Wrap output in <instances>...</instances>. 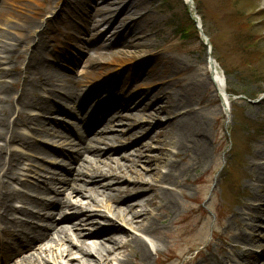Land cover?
<instances>
[{"label": "rangeland", "instance_id": "1", "mask_svg": "<svg viewBox=\"0 0 264 264\" xmlns=\"http://www.w3.org/2000/svg\"><path fill=\"white\" fill-rule=\"evenodd\" d=\"M0 1L3 3L1 10L4 15L3 22L0 24V38L8 36L9 42L14 44L15 40L19 39L17 27H21L28 19H40L41 22L33 30L37 33L46 30L40 36L42 47L51 48L52 46L51 49L55 53L54 59L51 58L47 66L65 77L79 78L87 82L91 72L97 68L91 62L107 63L114 57H121L122 53H126L131 61L121 68L125 72L142 67L145 76L149 74L148 77H150L152 66L159 67L161 61L172 60L181 62L189 71L190 80L195 81V84L190 87L192 89L190 102L197 109H201L208 120L210 160L195 167H192V161L182 163L184 168L189 170L186 176L188 183L181 187L186 196L179 197L181 204L179 213L168 227L166 237L159 242V254L157 253L158 242L153 240L150 243L155 264H194L195 262L205 264L204 260L208 261L207 264H215V256H221L220 249L225 244L224 240L232 241L234 235L243 231L242 219H236L234 214L244 212L243 220L246 222L248 220V223H253L254 217L264 222V214L257 210L247 212L243 208V203L250 202L251 198L260 196L263 192V184L255 181V172L251 170L250 165L256 151L264 155V0H194L197 13H201L203 17L200 16L204 33L210 42V49L203 41L193 36L191 39H183L176 33V29L171 24L173 15L178 19H183L185 16L179 0H98L97 3H93L92 0ZM104 1L107 3H103ZM128 6L130 8L124 10ZM104 27L110 29L104 31ZM95 28H100V32L91 33ZM101 32L108 33L104 39L101 38ZM35 39L38 41V37ZM34 44H27L26 40L20 42L23 57L16 64L7 65L6 61L0 58L2 69L19 65L12 77L0 75V81H6L13 86L16 79L20 85L22 84L27 76L26 65L30 61ZM58 52L62 53L61 60L57 57ZM211 57L218 61V70L224 80L227 94H239L235 97L229 95L231 100L227 110L213 82ZM86 72L90 74L84 77L83 73ZM199 81L204 82L206 87L200 88ZM20 90L21 87L18 92ZM16 91L15 88L12 89L14 94ZM45 95L49 97L48 94ZM50 98L51 111L44 114V122L46 124L56 122L59 125L57 128L49 125L45 127L44 124L33 125L32 128L40 130L55 128L60 135L64 136V140L49 147V144L43 143L46 139L33 135L31 129L23 128L19 129V132L22 135L30 134L34 137L31 141H39L46 145L41 148L50 153L56 152L55 148L58 145L66 147L64 151L66 155H58L60 156L58 164L62 163L60 166L65 167L60 169L50 167L49 159H45L42 153L28 150L19 143H11L9 137L0 139V146H7L8 154L6 153L5 156L8 155L7 158H9L14 152L17 160L20 159L21 162L18 165L16 177H9L10 174H8V177L1 178L4 182L0 192H21L52 204L61 197L44 194L41 192L42 188L64 187V182L71 179V172L73 174L82 163H75V160L71 158L76 156L73 150H80L77 146L79 140L76 137L78 136L81 140L87 137L84 129L80 134L76 130L81 119L77 107L73 111H67L63 101L59 98ZM113 107L114 105L110 107V110ZM37 113L39 112L35 111L32 114ZM69 113L72 114L71 118ZM115 116V112L107 115L106 110L99 116L97 123L99 128L103 129L101 124L108 118L106 125H110L111 128L108 135H120L117 141H106V144L99 146L98 153L97 150L94 153H84L83 158L96 159L103 173L108 176L110 173H116L112 171L117 164L127 165L134 173L144 172L142 168L147 166L144 163L145 160L137 163L135 162L137 158L131 154L138 153L137 149L141 145L149 143L145 128V122L147 124L149 121H143L134 127L130 121H120L115 119ZM17 117L18 112L14 109L10 121L16 120ZM65 141L73 145L68 146L64 143ZM87 144L84 141L83 146ZM114 150H116V153L112 155L114 160L112 162L105 160V157ZM99 153L103 154L101 158L97 156ZM98 160L106 161V165ZM7 168L8 166L3 173ZM54 171L59 173V176L49 174ZM122 175L126 178L135 176L125 170ZM51 178H57L56 185L52 184ZM85 179L89 183L84 184L83 188L86 189V193L97 199H101L102 195L95 192V186L114 183L109 177H98L93 181L90 178ZM118 186L99 188V191L104 192L106 196L115 195L117 192H111L109 189ZM68 193L70 192L67 191L66 196ZM118 196L124 197V194ZM11 204L17 209L26 206L20 199H14ZM83 204L79 212H70L69 217L72 218L70 223H62V225H73L70 226V235L75 238L74 242L79 246L83 242L91 245L96 241L91 237L92 234L107 230L113 222L117 221L115 214L108 208L109 203L103 201L100 206H95L89 202L88 198H84ZM27 208L34 213H40V216L48 217L46 214L48 212L44 211L43 206L27 205ZM105 215L110 218L105 219ZM18 216L28 222L32 221L30 218ZM36 222L40 226L46 225L39 220ZM259 226L264 227L261 222ZM246 232L251 233L250 230ZM0 239L2 242L10 241L1 233ZM261 242L257 241L255 245L242 247L250 250L251 253H258V256H264L262 250L258 248ZM66 246L75 252V247H72L71 243L66 242ZM30 255L16 257L10 264ZM6 257L0 252V264H6L4 263ZM75 257L79 256L75 255ZM51 261L56 264L54 260Z\"/></svg>", "mask_w": 264, "mask_h": 264}, {"label": "bare ground", "instance_id": "2", "mask_svg": "<svg viewBox=\"0 0 264 264\" xmlns=\"http://www.w3.org/2000/svg\"><path fill=\"white\" fill-rule=\"evenodd\" d=\"M97 1L92 0L93 3ZM2 4L0 1V24L4 16L1 10ZM129 8L130 6L125 7L124 10ZM51 11L50 8L49 12ZM40 22V19L31 18L26 20L21 27H17L19 39L15 40L14 44L9 42L8 36L0 38L6 40H0V58L2 57L7 65L16 64L22 59L23 52L20 51L22 40H26L27 44L35 43L30 61L26 65L27 73L25 74L27 76L22 84L20 85L16 79L13 86L6 81H0V139L9 137L11 143H19L28 150L42 153L45 159H49L50 167L64 168L65 166H60L62 163L58 164L60 159L58 155H66L64 152L66 147L58 145L55 148L56 152L50 153L41 148L46 145L44 146L39 141H31L34 137L30 134L22 135L19 132V129L29 128L33 135L45 138L43 143L49 144V147L64 140V136L60 135L55 128H43V130L32 128L33 125L44 124L45 127L49 125L56 128L59 125L56 122H47L48 124L44 122V114L51 111L50 97L63 101L67 111H73L77 107L81 119L76 130L80 134L84 129L87 137L85 136L84 140L76 137L79 144L74 145H77L80 150H73L76 156L71 158L75 160V163H82L73 174L71 172V179L64 182L65 186L58 189L42 188L41 190L44 194L61 197L56 202L47 204L39 197H31L16 191L0 192V233L11 241L2 242L0 239L2 246L0 250L8 253L7 256L10 255L6 264L12 263L16 257L24 254L31 255L22 257L23 259L13 264H53L51 260H54L56 264H155L150 243L154 240L159 245L162 238L166 237L167 229L174 222L181 207L179 197L185 198L186 196L181 187L188 183L186 176L189 170L185 169L182 163L192 161V167H195L210 160L208 120L202 110L197 109L190 102L192 92L190 87L195 84V81L190 80L189 71L181 62L172 60L161 61L159 67L152 66L150 77H148L149 74L145 76L142 67L125 72L121 68L131 61L126 53L103 64L89 60L97 68L91 74L90 72L83 73L84 77L89 74L91 76L87 82L79 78L65 77L47 66L50 59H54L55 53L51 49L52 46L51 48L42 47L40 36L46 30L40 33L33 30ZM99 30L100 28H95L91 33L100 32ZM107 34V32H101V38L104 39ZM57 57L61 60L62 53L58 52ZM18 67L19 65L9 69L0 68V75L12 77ZM211 67L213 82L222 102L225 103L228 99L217 62L211 60ZM30 69L31 72L28 73ZM198 83L200 88L206 87L204 82L199 81ZM20 87L21 90L18 92ZM13 88L17 90L16 94L12 92ZM108 105L109 109H107ZM113 105L114 107L110 110ZM14 109L17 110L18 117L10 121ZM106 110L107 115L115 112V119L130 121L134 127L143 121H149L147 124L145 122L149 143L141 145L137 149L138 153L131 154L137 158L135 160L137 163L145 160L144 163L147 166L142 168L144 172L134 173L127 165L117 164L115 170L112 171L116 173H110L108 176L103 173L96 159L83 158L84 153H94L95 150L98 153L100 145L106 144V141H117L120 137V135H108L111 131L110 125H106L108 118L101 124L103 129L99 128L97 120ZM35 111L39 113L32 114ZM71 117L72 114L69 113V118ZM84 141L88 143L85 147L83 146ZM64 143L68 146L73 145L67 141ZM71 148L74 149V147ZM6 149L7 146H0V188L4 182L1 178L8 177V174H10L9 177H16L19 170L18 165L21 163L14 152L7 158ZM115 153L116 150L112 151L105 157V160L112 162L114 160L112 155ZM97 156L101 158L103 154L99 153ZM98 161L106 165V161ZM6 166L8 168L3 173ZM250 168L255 172V181L263 184V192L260 196L251 198L250 202L243 203V208L247 212L257 210L264 214V155L260 151L254 153ZM124 170L135 176L124 177L122 175ZM49 174L59 176V173L55 171ZM98 177H109L114 182L112 185L95 186V192L102 195L101 199L93 198L83 188L84 184L89 183L85 178L93 181ZM56 179L51 178L53 185H56L58 181ZM17 180L21 181L19 178ZM28 184L30 185V182ZM113 185L120 186L109 189L111 192L116 191L115 195L106 196L104 192L99 191V188L107 189L106 187ZM67 191L70 192L68 196H66ZM119 194H124V197L118 196ZM74 197H76L75 200ZM84 198H88L89 202L95 206H100L103 201L109 203L108 208L115 214L117 221L113 222L107 230L92 234L91 237L96 241L91 245L83 242L79 246L74 242L75 238L70 235V226L73 225H62V223L72 221L69 217L70 212L82 210ZM14 199H20L26 206L20 209L15 208L11 204ZM27 205L43 206L44 211L48 212L46 213L48 217L34 213L27 208ZM18 215L30 218L32 221L28 222ZM234 217L242 219L243 231L234 235L232 241L224 240L225 244L220 249L221 256H215V264H264V256H258V253H251L250 250L242 247L243 245H255L257 241H262L258 248L264 253V238H262L264 227L259 226L260 222L261 225H264V222L254 217L253 223H248V220L247 222L243 220L244 212L234 214ZM104 218L109 219L110 217L105 215ZM36 220L46 225L40 226ZM246 230H250L251 233ZM219 239L218 235L217 240ZM66 242L75 247V252L70 250V247L67 248ZM159 251L160 245L157 247L158 254ZM203 262L208 263L207 260Z\"/></svg>", "mask_w": 264, "mask_h": 264}, {"label": "trees", "instance_id": "3", "mask_svg": "<svg viewBox=\"0 0 264 264\" xmlns=\"http://www.w3.org/2000/svg\"><path fill=\"white\" fill-rule=\"evenodd\" d=\"M179 2L184 9L185 16L183 19H178L175 15H173L171 23L172 26L176 29V33L179 34L181 38L191 39V37L193 36L200 41L196 24L192 18L188 7L184 5L183 0H179ZM199 15L202 17L201 13H199ZM231 96H239V94L232 93Z\"/></svg>", "mask_w": 264, "mask_h": 264}, {"label": "water", "instance_id": "4", "mask_svg": "<svg viewBox=\"0 0 264 264\" xmlns=\"http://www.w3.org/2000/svg\"><path fill=\"white\" fill-rule=\"evenodd\" d=\"M186 3H187L190 7L193 6V0H186ZM196 22L199 24V23H200V20L198 19ZM199 28H200V30H201V33H203V31H202V29H201V26H199ZM205 41H206V43L208 44L209 41H208L207 39H205Z\"/></svg>", "mask_w": 264, "mask_h": 264}]
</instances>
